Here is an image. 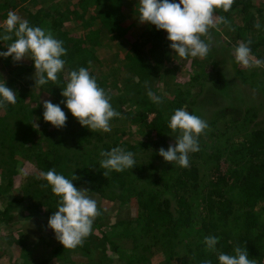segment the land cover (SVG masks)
I'll return each instance as SVG.
<instances>
[{
    "label": "trees",
    "instance_id": "trees-1",
    "mask_svg": "<svg viewBox=\"0 0 264 264\" xmlns=\"http://www.w3.org/2000/svg\"><path fill=\"white\" fill-rule=\"evenodd\" d=\"M18 6H23L20 9L28 13L31 26L51 32L63 41L67 50L58 80L43 85L59 95L51 102L60 104L67 121L61 129L44 122L43 96L35 88L24 91L22 82L34 84L33 78L27 79L35 71L30 58L16 63L11 58H0V74L7 86L19 88L15 91L16 103L0 113V175L7 179L0 180V224H5L3 227L11 229L10 232L13 231L10 225L17 224L13 233L15 246L24 253L29 238L39 234L36 232L46 236L43 242L51 241L54 233L47 224L36 226L39 220L35 218L22 229L19 219L15 224L13 218L20 213L31 218L29 214L35 212L37 217L45 219L57 210L59 198L50 186H45L46 181L36 178L41 171L54 169L68 179L75 175L74 186L89 190L86 194L97 200L99 214L94 218L91 234L77 247L87 260L80 264H150L149 259L156 254L162 255V264H201L205 260L218 264L219 252L233 254L237 246L247 250L254 264H264V122L256 123L260 114L252 108L218 105L203 113L202 105L210 103L206 95H221L230 88L227 73L219 68L217 59L202 71L204 74L197 70L187 73L183 69L182 77L176 75L174 67L160 65L161 55L152 57L150 49L162 53L161 44L145 35L146 27L149 29L151 25L139 22L138 0H69L60 5L50 0H0V24ZM128 8H136L128 18L143 30L133 23L129 27L123 21V12ZM69 15L79 24L67 26ZM214 17L234 27L235 41L251 42L249 47L254 59H264V0H234L227 12L215 9ZM78 26L83 27V37L76 36ZM129 29L131 34L139 31L136 39H127ZM11 42L0 40V50L6 51ZM186 59L185 62H192L189 57ZM120 60L130 64L129 71L134 77L131 80L138 84L148 82L152 91L164 94L163 101L157 105L147 95L134 100L129 119L117 118L114 131L104 137L102 132L90 131L78 123L61 103L64 99L61 91L68 73L80 67H86L100 87L108 86L107 83L113 85L102 69L98 72L96 65L109 68ZM14 65L18 71L12 68ZM260 75L264 77L263 70ZM251 79L253 86L264 91V79L254 76ZM120 101L112 105L116 111ZM182 107L208 124L198 137L200 150L189 154L186 168L165 162L159 156L160 148L167 150L169 145H175V136L179 133L168 128V120L174 110ZM113 147L134 153L136 166L122 172L110 171L105 177L106 170L99 168L103 159L100 152ZM23 151L27 152L26 159H23L26 155L20 156ZM27 159L26 167L31 164L28 174L34 178L17 185L13 176ZM28 174L27 178L31 176ZM100 201L109 204L108 208H101ZM109 219H114V223H107ZM127 224H132L137 234L130 236L129 242L110 243L113 244L111 256L93 239L99 231L98 237L109 243L107 229L120 233ZM206 236L219 238L216 252L206 248ZM61 247L62 244L55 249ZM4 252L6 255L0 259L12 258L9 249Z\"/></svg>",
    "mask_w": 264,
    "mask_h": 264
},
{
    "label": "clouds",
    "instance_id": "clouds-1",
    "mask_svg": "<svg viewBox=\"0 0 264 264\" xmlns=\"http://www.w3.org/2000/svg\"><path fill=\"white\" fill-rule=\"evenodd\" d=\"M234 0H138V15L140 23L154 25L157 30L167 33L166 39L170 42L169 48L180 58H204L210 50V45L201 39L210 28L217 26L214 17L215 9L227 12ZM223 17L220 18L223 21ZM259 27V25H257ZM13 36L15 39H13ZM0 40L12 41L5 50H0V58H11L12 62H20L24 58L33 61L35 69L33 80L37 85H46L49 81H57L58 74L62 72L66 55L63 41L56 39L53 34L38 26H31L25 19L15 12L9 11L0 33ZM248 43H240L234 49L235 60L244 67H264V60L252 59L251 48ZM147 97L159 105L164 94H157L148 88ZM64 98L61 103L78 121L90 131L111 132L110 122L113 118L121 116L116 111L110 97L101 88L94 76L86 67L72 70L68 73L67 82L61 91ZM17 95L14 89L7 86L6 80L0 74V109L15 104ZM42 118L46 123L61 129L65 127L67 116L60 104L50 100L42 102ZM36 125V124H35ZM37 127V125H36ZM208 127L207 121L197 115L189 113L185 108L174 110L168 120V128L178 132L175 136V145H169L167 150L159 149V156L165 162L179 167L189 166V154L200 150L198 137ZM103 159L99 168L104 169V176L108 172H122L136 166L134 153L121 147H113L110 151H101ZM46 181L51 192L57 196V210L48 218L47 227L51 229L55 238L64 248L74 249L82 244L92 231L94 218L99 214L97 201L86 192L74 186L77 179H72L57 173L54 169L41 171L36 177ZM219 238L206 236L204 244L210 252L217 251ZM218 264H254L249 259L245 248L239 246L233 249V254L219 252L216 257ZM201 264H212L210 260Z\"/></svg>",
    "mask_w": 264,
    "mask_h": 264
},
{
    "label": "rangeland",
    "instance_id": "rangeland-1",
    "mask_svg": "<svg viewBox=\"0 0 264 264\" xmlns=\"http://www.w3.org/2000/svg\"><path fill=\"white\" fill-rule=\"evenodd\" d=\"M50 1L56 5L69 3V0H50ZM21 7L23 6H18L16 10H13V12H15L22 19L27 20L28 13L26 11H22V9H20ZM60 7L63 8L62 5ZM135 9L128 8V9H125L123 12V15H124L123 21H126L127 25L130 24L129 27L131 26L133 21L130 18H128V16L131 15L132 12H135ZM68 18H69V22L66 24L67 26L68 25L74 26V25L79 24V21H77L75 18H71V15H69ZM4 20H3V24H4ZM1 24H0V27L3 26V24L2 25ZM133 24L136 25L137 28L141 27L140 30H143L142 26L138 25L137 22L134 21ZM216 24L217 26L215 28H210L207 34L201 36V39L204 40L205 43H208L210 45V50L207 56L204 57L203 59L197 57V59L199 60L198 62H196L195 58H191V57H189V59H191L192 62L191 61L185 62L187 61L186 58H180L178 56H175V53L169 48L170 42L166 39L167 33L165 31L157 30L154 25H151L149 29H147L146 27L147 30L145 28L144 29L146 31L145 35H148L149 37L155 39L159 44H161L160 47L162 48V53H157V50L150 49V52L152 53V57L156 58L157 55L160 54L162 59L159 60L158 63H160V65L174 67L173 71L179 77L180 76L182 77L183 72H184L183 69H186L187 73H189L192 70H197L198 73L200 72L202 73V71L207 69V66L213 64L216 59H217L216 63L220 64L219 68L220 69L224 68V71H226L227 73L226 78L231 82L230 88H228L227 91L221 93V95L217 93H211L208 95V97L206 95L205 99H208L210 103H205L204 105H202V108L204 111L203 113H207V112L214 110V107H218V105L219 107L238 106L239 108H243V109L252 108V109H256L257 111H259V114H260L258 116V120L256 121V123H258V121L264 122V91H262V89L258 88L255 85L253 86V84L251 83L252 81L251 78L253 76L256 77L258 80L264 79V77L260 75V71L261 70L264 71V67L249 68V67H244L241 64L237 63L235 60L234 49L241 42L238 43L237 41L233 39V33L235 32L234 27L227 25L223 22H218L217 19H216ZM82 28H83L82 26L76 27L77 37L79 35H81L80 37H83L82 32H81V30H83ZM129 30L131 34L132 29H129ZM134 33H132L131 35L130 34L126 35V37L128 36L127 39H130V38L136 39L137 36L139 35L138 34L139 31L134 32ZM124 39L126 38L124 37ZM148 45H146V47H148ZM166 45L168 47H165ZM214 49H217L215 53L213 52ZM109 51H113V49L110 48ZM251 58L254 59L252 56ZM203 60H206L207 62ZM96 66L99 69L98 72H100L102 69L103 73L105 72L104 74L107 75V77L111 80L110 82L113 84V85H110V83H107L108 86L101 87L105 90V92L110 97L111 104L115 106L116 103H119L120 97H122L121 99H124L123 102L120 101L121 105L118 106L119 110L117 109V111L121 113V116H120L121 119L128 120L129 110L130 108L134 107V100L140 99L144 95H146V91L149 88L148 82H143V83L138 84L135 81H133L134 77L129 71L130 64L128 63V61H125V60H120L119 62L114 63L109 68L108 67L99 68L98 65ZM16 67L17 65H14L12 68L17 69ZM6 68H8V66ZM28 76L29 77H27V79H32L33 74L32 75L29 74ZM203 77H204L203 79H205L206 76L204 75ZM131 78L133 80H131ZM115 83H117L118 85L114 86ZM22 86L23 88H25L24 91H28V90L35 88L36 93H40L41 96H43L44 100L53 101V100H56L57 97H59V95H57L56 92L50 91L49 88L48 89L46 88V86L37 85L35 87V84H27L24 82H22ZM12 89H14L15 91L19 90L18 87L12 88ZM111 94H113L114 96H112ZM1 112H2V109H0V113ZM117 118H113L112 121L110 122L111 131H114V128L116 127L119 121V119ZM100 132L104 134L103 135L104 137L107 134L109 135L111 134L110 132L109 133H105L103 131H100ZM62 152L65 153L64 151ZM20 156L21 157L25 156L23 159H26L27 152L26 151H23V153L21 152ZM28 162H29L28 159L27 161H23L24 166H22V169L13 176L15 178V183L17 185H20L21 181L22 183H26L30 177H33L32 174H28L29 173L28 168L31 167V164H28V166L26 167V164ZM21 164L19 166H21ZM27 174L31 176L27 178ZM0 180L1 181L4 180L6 182L7 179L4 176L0 175ZM1 189H2V186H1ZM100 204H101L100 205L101 208H108L107 206L109 205V204H106L104 201H100ZM10 212L13 214V217H14V213H15L14 209H12ZM26 213H28L27 210H26ZM21 214L22 213H20L18 217L13 218L15 219L13 223L15 224L18 223L17 219H19L20 223L22 224L20 228L22 229H23L22 227L23 225H27V223H30L35 218L39 220V223H37L36 226H38L39 224L40 226H42L41 225L42 223L47 224L48 222V217L45 219L43 217L42 218L37 217L35 212H31L29 214V216H32L31 218H29L28 215H25V214L21 215ZM96 221L99 222L97 218H96ZM114 221H115L114 219L112 220L109 219L107 220V223L112 224L114 223ZM4 225L5 224L3 223L0 224V257L3 256V254L5 253L4 251H6V249H9L11 251L12 258L8 256L6 257L4 256L3 258L0 259V264H14V262L15 264H38L42 261H45V264L46 263L47 264H71L72 262H75V264H80L82 260L85 261L82 257L83 251L80 248L76 247L74 249H69V248L61 247V249L56 250L55 248L60 246L61 243L55 238V235L51 237V241L48 242L47 240H45V242H43V239L46 238V236L43 235L41 232H36V233H39L37 234V236L33 238H29V242L25 246L24 248L25 252L23 253L19 250L20 247L18 245L16 247L13 242L15 238V235H13V233H14V230H17L16 229L17 224L14 226L10 225L13 227L12 228L13 231L11 232H10L11 229H7L3 227ZM107 232H108V238L110 240L109 243L105 242L104 238L98 237L97 234H99V231H96L95 235L93 236V239L98 243V247L102 248V251H104V248L107 249V252L108 254H110V256L113 255V251L111 250V247H113L112 246L113 244L118 245L121 243L129 242V240L131 239L130 236H134V234L135 235L137 234L136 232H133L132 224H127L125 228H122V231L120 233L113 232L112 229H109V228L107 229ZM122 232H125V233H122ZM110 243H113V244H110ZM9 244L12 245V248L9 247ZM55 250H56V254L54 253ZM161 259H162V255L156 254L154 258L151 257L149 259V262L150 264H162L160 263Z\"/></svg>",
    "mask_w": 264,
    "mask_h": 264
}]
</instances>
